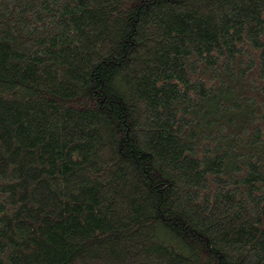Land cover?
Returning <instances> with one entry per match:
<instances>
[{"label": "trees", "instance_id": "obj_1", "mask_svg": "<svg viewBox=\"0 0 264 264\" xmlns=\"http://www.w3.org/2000/svg\"><path fill=\"white\" fill-rule=\"evenodd\" d=\"M0 264H264V0H0Z\"/></svg>", "mask_w": 264, "mask_h": 264}]
</instances>
